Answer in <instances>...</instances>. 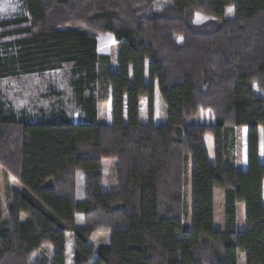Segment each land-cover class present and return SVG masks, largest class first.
Listing matches in <instances>:
<instances>
[{"label": "trees", "instance_id": "1", "mask_svg": "<svg viewBox=\"0 0 264 264\" xmlns=\"http://www.w3.org/2000/svg\"><path fill=\"white\" fill-rule=\"evenodd\" d=\"M19 1L22 14L0 20V40L9 39L15 51L0 56V79L69 70L81 118L73 122L57 107L31 120L0 97V167L21 186L8 193L6 216L0 191V264H66L67 235L70 264H264V0H173L160 12L152 11L158 0ZM196 13L211 19L194 24ZM97 35L116 43L113 72L110 57L97 52ZM156 91L165 124L153 121ZM106 98L110 124L97 118V103ZM141 98L146 124L139 121ZM199 111H210L213 123H189ZM240 128L247 131L245 171L233 156ZM107 159L115 161L112 191L102 185ZM218 189L222 230L214 228ZM237 204L244 207L243 230L236 228ZM101 232L110 233L109 242L93 249L90 237ZM44 247L50 257L40 253L33 261Z\"/></svg>", "mask_w": 264, "mask_h": 264}, {"label": "rangeland", "instance_id": "2", "mask_svg": "<svg viewBox=\"0 0 264 264\" xmlns=\"http://www.w3.org/2000/svg\"><path fill=\"white\" fill-rule=\"evenodd\" d=\"M173 0H158L152 6V11L160 12L164 8L170 6ZM232 9H228L225 13L226 17L232 15ZM22 14V6L19 0H0V20L9 19ZM211 18L201 14H194L193 23L201 24ZM82 31L85 29L80 28ZM178 42L181 41L180 37L176 38ZM10 43L9 39L0 40V56H12L15 51L14 48L7 46ZM111 48L107 50V41L105 44L100 45L101 51L105 50L109 54L110 58H115L117 53L116 43L112 40ZM115 60V59H114ZM70 74L69 70L60 69L46 71L38 74H27L16 77H6L0 79V97L3 102L7 103L11 109L16 113H24L31 120H35L42 116V114H48L51 110L62 107L66 113L71 117L73 121H79L80 113L78 112L69 88ZM99 95H104L100 87L97 88ZM103 103V102H102ZM140 113L139 121L141 124L148 122L147 112V99H140ZM103 109L100 115L101 121H105V108L104 103L101 105ZM153 121L156 124H165L167 121V110L166 105L161 100L159 93L156 91L154 97V113ZM191 124H211L213 123V114L210 111H199L198 115L191 119ZM262 129V151L264 152V128ZM240 132L236 134L235 147L236 154L234 155L237 160L241 156L240 147ZM205 147L211 152L213 146V139L210 136H206L204 140ZM190 157L184 168L183 174V225L189 227L190 225ZM114 160L107 159L102 160V176L103 188L107 191L116 189L115 178H114ZM21 189L20 184L15 178L9 175L3 168L0 167V191L2 195V212L6 216L8 207V193L12 191H19ZM218 192V191H217ZM83 176L81 172L76 174V197L80 200L83 197ZM214 228L221 230L220 227L224 224V212H223V194H214ZM239 211H243V205L238 204ZM83 223L81 215L76 216V226L80 227ZM223 229V228H222ZM69 235L66 237V264L71 263V252L69 244ZM110 239V233H95L90 237L89 245L93 249H97L100 246L108 244ZM44 253L48 257L51 255V248L44 247L36 253L33 257V261L40 254ZM242 261V255L240 256Z\"/></svg>", "mask_w": 264, "mask_h": 264}, {"label": "crops", "instance_id": "3", "mask_svg": "<svg viewBox=\"0 0 264 264\" xmlns=\"http://www.w3.org/2000/svg\"><path fill=\"white\" fill-rule=\"evenodd\" d=\"M105 41H107L108 45L106 46L107 50L111 48L112 44L110 43L112 41L111 37H105L102 35H97V42H98V48H97V52L99 54L102 55H108V52L105 50L101 51L100 49V45L105 44ZM117 54V53H116ZM116 54H115V58H110L109 60V69L110 71H115L116 69ZM115 59V60H114ZM156 94V93H155ZM104 103V110H105V121H101V117L100 115L102 114L103 109H101V105ZM141 107V104H140ZM78 110V109H77ZM78 112L80 113V111L78 110ZM140 112V111H139ZM68 115V114H67ZM69 116V115H68ZM69 118L71 119V117L69 116ZM81 118V116H80ZM79 118V120H80ZM97 118L99 122L102 123H106V124H110L111 123V105H110V98H106L104 101H98L97 103ZM72 120V119H71ZM73 121V120H72ZM73 122H77V121H73ZM240 132V147H241V156L240 159L237 160V158L234 157V163L236 165V168L238 169V171H245L247 168V131L245 128H240V129H235V133H239ZM261 134H262V129H259V161L261 164H264V152L262 151V147H261V143H262V138H261ZM207 150V154L208 157L210 159V161H212L213 159V146L211 149V152ZM236 150H234L233 152V156L236 154L235 152ZM218 191V192H217ZM214 194H223V191L221 189L215 190ZM262 201H263V206H264V180L262 181ZM214 203H215V196H214ZM239 206L238 204L236 205V228L238 230H243L245 227V220H244V208L243 211H239L238 210ZM215 220V218H214ZM221 230L223 228L220 227Z\"/></svg>", "mask_w": 264, "mask_h": 264}]
</instances>
